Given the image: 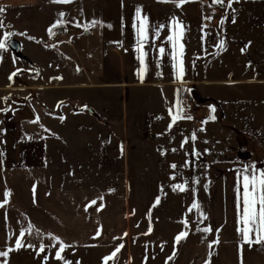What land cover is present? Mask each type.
Instances as JSON below:
<instances>
[{
	"label": "crops",
	"instance_id": "crops-1",
	"mask_svg": "<svg viewBox=\"0 0 264 264\" xmlns=\"http://www.w3.org/2000/svg\"><path fill=\"white\" fill-rule=\"evenodd\" d=\"M0 1V7L5 9L2 14L10 22L26 20L27 27L44 29L48 38L49 27L64 13L65 23L53 29L66 34L70 33L68 29L79 30V65L87 80H79V87L103 88L124 95L123 113L112 102L99 112H89L93 123L107 128V141L115 149L119 165L142 168L150 162L158 166L154 172H186L188 179L177 178L175 185L185 184L190 206L199 205V211L193 209L191 220L200 228L212 229L210 233L202 232V236L203 244L214 246L216 264L264 262V244L245 243L237 230L243 225L237 223L235 192L237 170L253 163L264 169V0H232L231 7H227L229 0H224L225 6L213 4L212 0H187L181 7L176 6L179 0H73L69 4L51 0ZM137 8L141 9V18L147 16L148 21V40L143 42L145 65H141L136 51L134 25L138 27L140 23ZM173 18L185 26L181 41L182 80L175 77L173 48L167 41ZM93 21L96 25L85 31ZM221 40L223 50L219 48ZM160 47L165 48L163 56L159 54ZM26 61L29 67L37 66L30 55ZM38 84L37 89L50 86ZM186 90L195 91L203 102H196L192 110L184 112L191 119L172 124L169 109ZM95 128L93 132L99 139L101 132ZM23 129L20 138L24 136ZM4 135L0 132L3 148ZM36 143L41 159L31 167L42 170L47 167L49 143L41 137ZM132 151L141 154L132 159ZM147 152L151 156L144 160ZM20 167L11 164L5 168L0 155V170ZM201 213L207 216L202 222ZM217 238L219 243H213ZM7 250L0 246V251ZM10 258L9 252L7 257H0V264H11Z\"/></svg>",
	"mask_w": 264,
	"mask_h": 264
},
{
	"label": "rangeland",
	"instance_id": "rangeland-1",
	"mask_svg": "<svg viewBox=\"0 0 264 264\" xmlns=\"http://www.w3.org/2000/svg\"><path fill=\"white\" fill-rule=\"evenodd\" d=\"M0 19V40L12 33L9 39L22 43L26 56L16 57L8 46L0 50V132L5 134L0 155L5 168L21 166L0 170V202L10 193L0 208V246L15 249L21 230L32 226L31 234L25 231L22 238L25 247L10 252L11 264H104L120 245L108 264H216L214 246L203 244L202 231L196 230L200 225L191 220L189 190L171 188L188 174L154 172L158 166L150 162L142 168L122 167L107 141V128L92 122L89 108L99 112L112 102L123 113L124 95L79 87V80L87 81L79 65V30L49 36L50 41L44 29L27 27L26 20L10 22L2 13ZM58 31L53 30L55 35ZM28 55L36 67H29ZM41 82L50 86L37 89ZM128 103L132 110L130 99ZM40 137L49 143L42 170L31 167L40 163ZM131 153L132 159L141 154ZM150 156L147 152L144 160ZM92 201L96 204L89 206ZM181 232L188 235L177 244L174 238ZM53 237L70 245L63 260L55 258L60 245ZM41 245L44 252L39 251Z\"/></svg>",
	"mask_w": 264,
	"mask_h": 264
},
{
	"label": "snow or ice",
	"instance_id": "snow-or-ice-1",
	"mask_svg": "<svg viewBox=\"0 0 264 264\" xmlns=\"http://www.w3.org/2000/svg\"><path fill=\"white\" fill-rule=\"evenodd\" d=\"M53 3H61V4H69L72 3L73 0H51ZM158 2H167V0H158ZM187 2V0H179L178 3H176L177 7H181L183 3ZM213 4H218L221 6H225L224 0H212ZM232 0H229L227 7H231ZM5 9L3 7H0V13H3ZM60 19L57 21L56 24H53L48 29L49 36H54L55 33L53 32V28L57 27L59 24H64L65 21L63 19L64 13L59 14ZM136 17L140 19L139 26L136 27L137 32V44L138 47L136 51L139 53L138 59L140 60L141 65H145V56L147 53L143 51L144 43L148 40V21L147 16H143L141 18V9L137 8L136 10ZM206 19H211V17H206ZM96 21H93L91 25L85 26V31H87L88 27H94L96 25ZM223 23V21H221ZM172 24V34H170L167 37V41L171 43L173 48V54L171 55V59L173 61V69L175 72V77L178 80H182L184 76V63H183V44L181 43L183 36H184V28L182 22L178 21L176 18H173L171 21ZM77 27H80L79 24L76 25ZM3 20L0 19V28H3ZM13 35L12 33H7L4 36L3 40H0V50H7V42L10 38V36ZM155 35H159V32L157 31ZM177 48H179V51H176ZM219 48L221 50L224 49V41L221 40L219 43ZM159 54L163 56L165 54V48L160 47L158 49ZM146 71V66L141 69V79L143 77V72ZM15 75V73H13ZM9 79L11 80L12 77L10 76ZM59 79V77L57 78ZM5 100L7 98H4ZM214 112L215 109H212ZM169 114L171 116L172 124H175L180 119H191V116H185L184 115V108H183V102L177 97L176 103L174 105V108L169 109ZM61 120H63V117H60ZM210 119H215L214 116L210 117ZM39 117L36 118V120L32 121L33 123L38 122ZM171 127V125H170ZM47 131V129H45ZM203 131V129H201ZM192 139H195V134H193ZM187 142V141H185ZM173 168H175V165H172ZM238 171V179H237V185L235 188L236 192V206H237V223L238 225H243V227H238V232L241 234V238L245 243L248 244H264V169H259L256 167L255 163L245 166L243 169L237 170ZM184 191V186L181 184H177L173 187V191ZM35 193V189L33 190ZM5 200L3 202H0V208H3L8 203V197L10 196L9 192L4 193ZM34 201H35V194H34ZM159 198L155 201V204H159ZM96 204V201H92L91 205ZM193 209H196L199 211V205L197 203H193L191 208H189V212H191ZM7 219V217H5ZM207 219V216H205L203 213H201V221ZM183 224L185 228L188 227V221H183ZM32 226L29 225L28 229L21 230L19 237L15 241L16 248L12 249L9 248L7 251H0V257H7L9 252L13 250H19L22 247H25V245L22 243V238L25 235V231L29 232L31 234ZM197 231H202L204 233H210L212 232V229L210 227H204V228H197ZM99 231L97 232V236L99 235ZM125 235H127L125 233ZM188 235L187 232H181L179 233L174 239L175 242L178 244L181 240L186 238ZM53 239L56 240V243H58L59 249L55 253V258L57 260H63L64 257L62 256V253L65 251L66 247H70V245L64 244L62 241H60L58 238L53 237ZM213 243H219V240L213 241ZM212 245L210 244L209 247ZM27 247H32L31 245H27ZM121 248H123V245L118 246L115 251L108 257L104 258V264H108L109 260L114 259L117 256V253L120 252ZM40 252L45 251V246L41 245ZM175 254V253H174ZM171 259V258H170ZM65 264H70V262H65Z\"/></svg>",
	"mask_w": 264,
	"mask_h": 264
},
{
	"label": "built area",
	"instance_id": "built-area-1",
	"mask_svg": "<svg viewBox=\"0 0 264 264\" xmlns=\"http://www.w3.org/2000/svg\"><path fill=\"white\" fill-rule=\"evenodd\" d=\"M73 29H68L72 31ZM66 32L60 31L53 38L65 37ZM180 100L183 102L184 112H189L195 107L196 99L189 90L183 91L180 97Z\"/></svg>",
	"mask_w": 264,
	"mask_h": 264
},
{
	"label": "water",
	"instance_id": "water-1",
	"mask_svg": "<svg viewBox=\"0 0 264 264\" xmlns=\"http://www.w3.org/2000/svg\"><path fill=\"white\" fill-rule=\"evenodd\" d=\"M7 46L14 53L16 57L21 59H26V56L23 55L21 52V44L17 39L15 38L9 39L7 42ZM192 95L194 96L197 102H203V100L198 96V94L195 91H192ZM88 111L90 113H93V110L90 108L88 109Z\"/></svg>",
	"mask_w": 264,
	"mask_h": 264
},
{
	"label": "trees",
	"instance_id": "trees-1",
	"mask_svg": "<svg viewBox=\"0 0 264 264\" xmlns=\"http://www.w3.org/2000/svg\"><path fill=\"white\" fill-rule=\"evenodd\" d=\"M57 29L59 30V28H56V29H53V30H57Z\"/></svg>",
	"mask_w": 264,
	"mask_h": 264
}]
</instances>
